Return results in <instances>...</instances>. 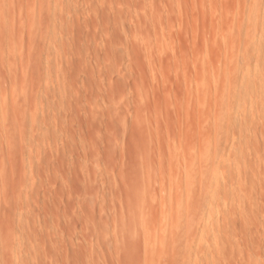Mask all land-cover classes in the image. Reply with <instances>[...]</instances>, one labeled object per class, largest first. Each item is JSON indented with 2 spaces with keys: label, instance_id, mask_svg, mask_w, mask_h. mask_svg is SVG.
Here are the masks:
<instances>
[{
  "label": "rangeland",
  "instance_id": "374dc122",
  "mask_svg": "<svg viewBox=\"0 0 264 264\" xmlns=\"http://www.w3.org/2000/svg\"><path fill=\"white\" fill-rule=\"evenodd\" d=\"M0 264H264V0H0Z\"/></svg>",
  "mask_w": 264,
  "mask_h": 264
}]
</instances>
